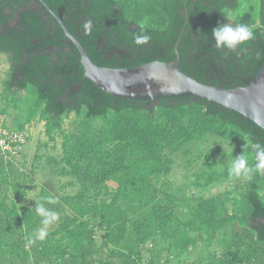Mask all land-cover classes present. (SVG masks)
Masks as SVG:
<instances>
[{"label": "trees", "instance_id": "1", "mask_svg": "<svg viewBox=\"0 0 264 264\" xmlns=\"http://www.w3.org/2000/svg\"><path fill=\"white\" fill-rule=\"evenodd\" d=\"M225 8L254 31L236 50L217 48L211 36L229 22ZM60 18L100 66L172 61L179 42L185 72L231 89L264 63V0H0V54L10 61L0 115L26 139L32 123L44 122L47 135L34 155L44 164L29 172L18 164L24 148L0 153V264H264V175L231 176V158L212 147L222 141L255 165L264 129L200 96L155 106L108 93L86 77ZM141 24L151 36L143 45L135 42ZM177 157L195 168L198 192L176 190ZM39 168L52 181L39 185ZM227 180L239 186L202 193ZM44 196L57 198L45 206L59 219L39 240L35 205ZM197 247L208 255L185 261Z\"/></svg>", "mask_w": 264, "mask_h": 264}, {"label": "water", "instance_id": "2", "mask_svg": "<svg viewBox=\"0 0 264 264\" xmlns=\"http://www.w3.org/2000/svg\"><path fill=\"white\" fill-rule=\"evenodd\" d=\"M60 22L81 52L86 77L108 93L118 97L153 100L155 106L163 97L200 96L242 114L264 129V63L247 85L231 89L201 82L185 72L178 51L179 42L172 61L155 60L133 67L100 66L92 60L84 45L61 18Z\"/></svg>", "mask_w": 264, "mask_h": 264}, {"label": "clouds", "instance_id": "3", "mask_svg": "<svg viewBox=\"0 0 264 264\" xmlns=\"http://www.w3.org/2000/svg\"><path fill=\"white\" fill-rule=\"evenodd\" d=\"M223 15L228 19V23L218 25L212 30V38L215 41L217 48H226L236 50L237 46L243 45L245 42L254 38V31L248 25L240 22V14L235 9H222ZM142 33L144 25H140ZM85 30L90 31V23L85 24ZM151 40V36L143 33L135 36V42L143 45ZM256 152L255 165L249 164L248 158L245 154L233 156L229 163V174L233 177H251L254 174L264 175V144H256L254 146ZM43 202H37L35 210L37 215L42 217V225L36 233V239L43 240L47 236V226L54 224L58 221V213L52 209L47 208L46 204H56L57 198L53 196L42 197ZM34 242V241H30Z\"/></svg>", "mask_w": 264, "mask_h": 264}, {"label": "rangeland", "instance_id": "4", "mask_svg": "<svg viewBox=\"0 0 264 264\" xmlns=\"http://www.w3.org/2000/svg\"><path fill=\"white\" fill-rule=\"evenodd\" d=\"M10 67V61L9 58L6 54H0V92L2 91V80L3 78L6 76L7 70ZM9 120V125L11 127H13L14 123L11 121L12 119L8 118ZM44 122H40V123H32L30 125H28V129L27 131H25L27 136H32L31 140L27 139V143L24 147V157L22 160H19L18 164L21 166L22 162H25V165L23 167V169H25L27 172H29L30 168H32L31 166L33 164H38L40 162L43 163L44 160H41L40 162H34V155H35V149H36V143H37V138L40 137L43 141L45 140V138L47 137V135L44 134ZM217 144L221 145L223 150H221L222 152L220 153V148L217 146ZM217 144H213V150L217 152V154L219 153L221 155V158L223 159L224 157L229 158H233V156H238L237 153L235 152L234 148H232L230 145H226L224 142L219 141ZM211 148L206 150V153L210 150ZM0 153L1 150H0ZM226 155H225V154ZM182 162H184L182 160L181 157H177V165L176 168L174 169V173L170 176V179L174 182V185L176 186V190H180L182 191V193L186 194V195H191L194 192H198L199 190L196 189L195 186H193L191 184V180L194 179V169L192 168L190 170H187L185 168H183L181 166ZM21 163V164H20ZM37 175L36 177V181L38 182L39 185L45 183V181H52V178H48L50 176L46 175V172H43L40 168L37 169ZM48 178V179H47ZM238 181H232V180H227L226 182L222 183V184H218V185H214L212 187L207 188L206 190L202 191V193L206 196L208 195H213V194H218L222 191H224L225 189H227L230 185L231 187H235L237 186ZM239 186V185H238ZM239 195V194H238ZM237 195V196H238ZM238 198H241V196H238ZM228 206L230 207V210L232 208V204L229 203ZM201 248V247H200ZM196 248L194 249L192 252L189 253V255H187L185 257V261H190V260H200L203 259L204 257H206V255H208V252L206 250V248ZM218 249V248H217ZM172 264H180V261H178L177 259H175Z\"/></svg>", "mask_w": 264, "mask_h": 264}, {"label": "built area", "instance_id": "5", "mask_svg": "<svg viewBox=\"0 0 264 264\" xmlns=\"http://www.w3.org/2000/svg\"><path fill=\"white\" fill-rule=\"evenodd\" d=\"M27 139L21 131L7 128L0 115V150L7 157L19 156Z\"/></svg>", "mask_w": 264, "mask_h": 264}]
</instances>
